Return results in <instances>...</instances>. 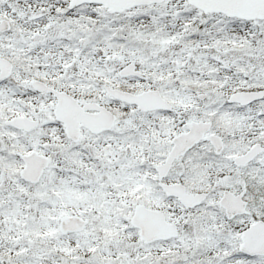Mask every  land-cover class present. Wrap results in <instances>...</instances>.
I'll return each instance as SVG.
<instances>
[{
  "label": "snow or ice",
  "instance_id": "6c2138e0",
  "mask_svg": "<svg viewBox=\"0 0 264 264\" xmlns=\"http://www.w3.org/2000/svg\"><path fill=\"white\" fill-rule=\"evenodd\" d=\"M0 264H264V0H0Z\"/></svg>",
  "mask_w": 264,
  "mask_h": 264
}]
</instances>
